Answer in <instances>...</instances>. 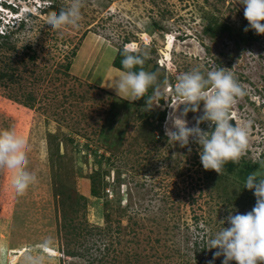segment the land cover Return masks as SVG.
Wrapping results in <instances>:
<instances>
[{
  "label": "rangeland",
  "instance_id": "374dc122",
  "mask_svg": "<svg viewBox=\"0 0 264 264\" xmlns=\"http://www.w3.org/2000/svg\"><path fill=\"white\" fill-rule=\"evenodd\" d=\"M41 1L59 10L68 4ZM46 17L38 10L6 42L0 39V72L12 75L0 79V130L24 138L27 170L37 178L17 196L11 172L0 169V264H24L26 254L35 264H96L103 253L101 264H197L189 245L204 236L209 247L228 227L225 217L251 211L253 197L235 174L204 170L191 138L181 148L165 136L169 114L181 113L176 78L193 69L205 76L231 71L244 95L230 116L249 132L240 162H262L264 34L244 31L238 0H84L78 26L58 31ZM208 26L212 34L204 33ZM128 48L146 51L144 70L165 79L141 106L94 85L112 54ZM162 111L157 123L153 116ZM202 114L203 102L185 117L188 126ZM200 128L209 131L207 122ZM101 155L107 160L98 163ZM100 169L108 173L96 198L87 176ZM45 242L51 256L41 251ZM64 248L82 257L65 260ZM216 251L207 249V264H222L223 256L213 260Z\"/></svg>",
  "mask_w": 264,
  "mask_h": 264
},
{
  "label": "clouds",
  "instance_id": "9594fccd",
  "mask_svg": "<svg viewBox=\"0 0 264 264\" xmlns=\"http://www.w3.org/2000/svg\"><path fill=\"white\" fill-rule=\"evenodd\" d=\"M238 3L243 5L244 18L248 22L244 31L251 29L257 35L264 34V0H238ZM48 6L41 0L0 2V36L21 23L25 24L27 17L33 18L36 11L42 12ZM83 6L84 0H68L67 6L59 12L53 10L47 14L45 24L57 31L67 26H78ZM121 55L124 57L121 65L126 71L121 72L112 88L117 95L133 103L156 85L157 74L144 70L148 55L146 51L128 48ZM136 67L139 70L133 71ZM176 80L174 92L182 100L180 104L187 107L179 116L174 112L169 114L171 126L165 127V136L181 148L188 147L191 138L199 146L203 169L213 170L220 175L224 165L228 162L238 163L248 147V125L230 124L231 107L237 97L244 95V90L234 74L223 67L209 71L206 76L199 69H193L177 76ZM201 102L203 114L195 118L194 126L189 127L185 117L189 111H199ZM205 122L209 131L200 128V124ZM26 147L22 136L12 130H0V169L11 172L10 183L17 196L24 195L37 179L27 170ZM188 151L191 152V148ZM244 188L253 191L254 207L245 214L232 215L230 212L222 221L223 224L227 222L228 227H223L208 241V249H217L213 260L223 256L222 264H230L231 261H235V264H264V169L257 168L249 173ZM48 246V242L41 245L44 254ZM24 264H35V258L26 254Z\"/></svg>",
  "mask_w": 264,
  "mask_h": 264
},
{
  "label": "trees",
  "instance_id": "16d2710c",
  "mask_svg": "<svg viewBox=\"0 0 264 264\" xmlns=\"http://www.w3.org/2000/svg\"><path fill=\"white\" fill-rule=\"evenodd\" d=\"M53 10L59 12V9H58V6L57 5L50 4L46 9L42 10V13H45V14L47 13L48 14L50 11H53ZM24 26H25L24 23H21V24H19V26L17 28L13 27V28L7 30L6 33H4V35L0 36V39L1 40H4V42H6L10 38L12 32H14L16 30H20ZM226 28L227 27L224 26V25L220 27V29H226ZM213 29H214V27H211V31H210V26H208V27L204 28V33H206V34L211 33L212 34V32H213L212 30ZM248 32L253 34V32H252L251 29ZM252 36L254 37L255 34H253ZM123 51H124L123 49H120L117 52V54H116V56H115V58L113 60V64H112L116 69H118L120 71H126L125 69L122 68V65H121V60L124 58L121 55V53ZM33 58L34 57L32 56L31 59H33ZM143 67H144V65H143ZM156 67L157 66H154V68H156ZM66 68H68V66H66ZM138 70H139L138 67H136V68L133 69V71H138ZM5 78H9L10 80H12V75H8V74H6V72H0V79H5ZM159 83H165V79L164 78H161L160 79V82H157L156 85L159 84ZM156 85L150 87L148 89L147 93L150 94L153 91V89L155 88ZM143 98H141L140 100H138L136 102H133V104L138 105V106H141L143 104H146L147 103V100H144ZM145 99H147V98H145ZM164 118H165V112L164 111H162V112H156L154 114V116H153V119L157 123H162L164 121ZM61 156H62V154L59 153V154H57L56 158L57 157H61ZM198 158H199V162L198 163L201 164L200 156ZM99 159L100 160H97L98 163L101 162V159L107 160L104 155L99 156ZM257 168L264 169V158H263L262 162H254V163H251L249 161H243V162H240L239 161L238 163L228 162L227 164L224 165V168H223L222 172L227 173V174H235L237 177H239L240 183H244L245 178L247 177V175L249 173L255 171ZM209 171H213V170H209ZM106 173H108V172H106V170H101L100 169L98 171H93L91 174H88L87 179L90 181V195L92 197H96V198L102 197L101 188L99 186H101V187H104L105 186L106 183H103V179H104V176L106 175ZM247 192H249V196L248 197H250V196L253 197V201H252V204L251 205L254 206L255 205V197L253 195V191H250V190L247 189ZM103 196H104V194H103ZM81 198L83 199L84 197L82 195H80L79 199L78 198L76 199V203H77V206L79 208H81V207L84 206V204H79L78 203V201ZM234 199L235 198H233V200ZM104 204H107V201L106 200H105ZM235 205H239L238 200H237V202H236ZM61 218L63 220L66 219V214L64 212L62 213ZM195 220H197V219L195 218ZM66 226H69V225H67V224L66 225H63V227H66ZM195 237H198V236H195ZM203 237L204 236H201L199 242L198 241H193L191 243V245H189V247H190V249H192V253L194 255L193 258H195L197 264H207L206 263V260H205L206 258L204 259V256H205V253H206V251L208 249V245L204 241ZM104 248L102 249V251H104ZM85 250L87 251L88 249H85ZM63 253H64L65 260H67L68 258L82 257V254H80L78 252H75V251H70L67 248H64L63 249ZM104 254H106V253L100 254V255H103L101 257L96 256L94 258V261H95L96 264H101L102 259L104 257ZM186 259L188 261L191 258H190L189 255H187V258ZM193 261H194V259H193ZM91 263H93V261L87 262V264H91ZM230 264H233V261H231Z\"/></svg>",
  "mask_w": 264,
  "mask_h": 264
},
{
  "label": "crops",
  "instance_id": "0c3cea01",
  "mask_svg": "<svg viewBox=\"0 0 264 264\" xmlns=\"http://www.w3.org/2000/svg\"><path fill=\"white\" fill-rule=\"evenodd\" d=\"M112 60H114V59H113V54H112V57H111V59H110L109 66H108L107 70L104 72L105 75H104L103 78L101 79L100 83H96V84H94V82H93L92 79H91V80H92L91 82H92V84H94L96 87L106 88V89H107L108 91H110L111 93L117 95L116 92H115V90H114L112 87L114 86V81L120 76V74H121L122 71H120V70H118V69H116V68H114V67L112 66V63H113ZM108 75H110V76L108 77ZM111 75L115 76V80H113V81L110 82V80H109L108 78H110ZM105 78H106V80H105ZM104 80H105V81H104ZM117 96H119V97H121V98L123 97L124 99H126V98H125L124 96H122V95H117Z\"/></svg>",
  "mask_w": 264,
  "mask_h": 264
},
{
  "label": "water",
  "instance_id": "95a60500",
  "mask_svg": "<svg viewBox=\"0 0 264 264\" xmlns=\"http://www.w3.org/2000/svg\"><path fill=\"white\" fill-rule=\"evenodd\" d=\"M163 96H164V94L163 93H161L160 94V96H159V98H158V100H159V102H161V103H163ZM200 104H202V102L200 103ZM185 107H187L186 105H184V104H182L181 106H180V112H183V110H184V108ZM193 112L192 111H189L188 113H187V116L186 117H188L190 114H192ZM232 119V121H230V124H232L233 126H234V119L233 118H231Z\"/></svg>",
  "mask_w": 264,
  "mask_h": 264
},
{
  "label": "bare ground",
  "instance_id": "6f19581e",
  "mask_svg": "<svg viewBox=\"0 0 264 264\" xmlns=\"http://www.w3.org/2000/svg\"><path fill=\"white\" fill-rule=\"evenodd\" d=\"M176 103H177V101H176ZM176 103L174 104V105H176ZM174 105H173V107H174ZM232 118V117H231ZM169 122V121H168ZM45 254H47V255H51V254H49L46 250H45ZM53 256V255H52Z\"/></svg>",
  "mask_w": 264,
  "mask_h": 264
}]
</instances>
